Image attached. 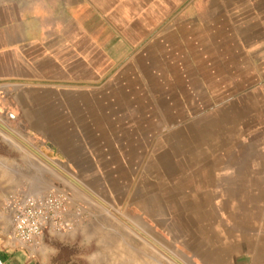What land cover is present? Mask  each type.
<instances>
[{
  "label": "crops",
  "instance_id": "obj_1",
  "mask_svg": "<svg viewBox=\"0 0 264 264\" xmlns=\"http://www.w3.org/2000/svg\"><path fill=\"white\" fill-rule=\"evenodd\" d=\"M244 148L264 172V0H0V207L52 167L193 153V172ZM21 248L0 211V252Z\"/></svg>",
  "mask_w": 264,
  "mask_h": 264
},
{
  "label": "rangeland",
  "instance_id": "obj_2",
  "mask_svg": "<svg viewBox=\"0 0 264 264\" xmlns=\"http://www.w3.org/2000/svg\"><path fill=\"white\" fill-rule=\"evenodd\" d=\"M6 138L11 144L5 150L13 154L16 141ZM248 153L244 148L240 160L230 155L225 162L223 155L198 152L195 157L205 166L193 172L188 170L193 153L148 156L140 171L76 173L52 167L46 192L17 194L64 191L72 208L81 206L82 221L73 233L46 232L38 248L22 244V264H57L61 255L63 262L88 264L93 253H98L95 264H264V172L249 168L256 155ZM109 178L116 179L113 186ZM6 200L0 211L11 222Z\"/></svg>",
  "mask_w": 264,
  "mask_h": 264
},
{
  "label": "built area",
  "instance_id": "obj_3",
  "mask_svg": "<svg viewBox=\"0 0 264 264\" xmlns=\"http://www.w3.org/2000/svg\"><path fill=\"white\" fill-rule=\"evenodd\" d=\"M71 204V197L61 190L42 197L11 195L4 206L11 219L12 237L23 245L38 248L46 232H75L82 221V208H72Z\"/></svg>",
  "mask_w": 264,
  "mask_h": 264
},
{
  "label": "clouds",
  "instance_id": "obj_4",
  "mask_svg": "<svg viewBox=\"0 0 264 264\" xmlns=\"http://www.w3.org/2000/svg\"><path fill=\"white\" fill-rule=\"evenodd\" d=\"M90 244V241L84 240L82 241V244ZM58 254V250H55V252L53 253V255H57ZM98 256V253H93L88 257V264H95L96 261V257Z\"/></svg>",
  "mask_w": 264,
  "mask_h": 264
},
{
  "label": "trees",
  "instance_id": "obj_5",
  "mask_svg": "<svg viewBox=\"0 0 264 264\" xmlns=\"http://www.w3.org/2000/svg\"><path fill=\"white\" fill-rule=\"evenodd\" d=\"M0 257L4 264H9L10 256L8 254L0 252Z\"/></svg>",
  "mask_w": 264,
  "mask_h": 264
},
{
  "label": "flooded vegetation",
  "instance_id": "obj_6",
  "mask_svg": "<svg viewBox=\"0 0 264 264\" xmlns=\"http://www.w3.org/2000/svg\"><path fill=\"white\" fill-rule=\"evenodd\" d=\"M62 257V258H61ZM64 260H63V256L61 255L60 256V260H59V262L57 263V264H70V262H63Z\"/></svg>",
  "mask_w": 264,
  "mask_h": 264
},
{
  "label": "water",
  "instance_id": "obj_7",
  "mask_svg": "<svg viewBox=\"0 0 264 264\" xmlns=\"http://www.w3.org/2000/svg\"><path fill=\"white\" fill-rule=\"evenodd\" d=\"M0 264H4V262L2 261L1 257H0Z\"/></svg>",
  "mask_w": 264,
  "mask_h": 264
}]
</instances>
